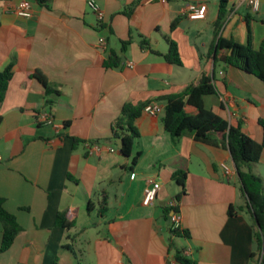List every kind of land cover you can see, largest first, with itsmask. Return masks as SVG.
I'll use <instances>...</instances> for the list:
<instances>
[{
    "label": "crops",
    "instance_id": "0c3cea01",
    "mask_svg": "<svg viewBox=\"0 0 264 264\" xmlns=\"http://www.w3.org/2000/svg\"><path fill=\"white\" fill-rule=\"evenodd\" d=\"M22 1L31 3V19L11 10ZM259 1L254 11L246 0H230L221 36L246 45L250 27L253 46L260 49L264 0ZM90 2L103 11L102 21ZM135 2L0 0V73L13 72L0 102V197L24 229L0 253V264H170L171 222L164 207L182 192L172 180L179 159L187 161L188 176L178 216L190 239L175 238L176 244L197 264H251L254 221L229 150L197 142L191 133L174 138L164 128V114L144 113L136 120L140 137L130 158L113 138L125 105L150 101L165 107L161 98L199 84L221 0H144L128 18L124 12ZM190 4L205 6L204 16L186 13ZM167 37L177 44L181 65L161 56L170 49ZM130 38L122 53L121 42ZM112 54L122 57V65L107 69ZM36 71L59 93L47 96L33 78ZM214 73L216 93L205 97L206 108L233 126L242 121L244 132L261 143L264 82L222 62ZM45 113L51 123L39 121ZM88 144L104 151L89 155ZM255 166L254 171L264 166V152ZM150 181L162 188L145 206ZM68 211L78 216L65 229L57 216ZM2 232L0 223V247Z\"/></svg>",
    "mask_w": 264,
    "mask_h": 264
},
{
    "label": "trees",
    "instance_id": "16d2710c",
    "mask_svg": "<svg viewBox=\"0 0 264 264\" xmlns=\"http://www.w3.org/2000/svg\"><path fill=\"white\" fill-rule=\"evenodd\" d=\"M143 1L136 0L124 14L131 18L135 8ZM229 4L230 0H221L220 2L218 19L214 24L216 39L207 55V62L199 84L187 87L182 93L161 98V100L166 101L163 125L165 130L174 138H180L186 133H191L197 142L230 151L239 178L240 191L247 201V209L254 221L257 249L252 255L251 264H264V183L261 176L253 170V167L261 162L264 152V120H259V125L263 130V141L258 143L244 132L242 121H239L237 126H233L205 106V97L216 93L214 67L219 62L254 75L264 82V40L261 48L255 49L250 27L249 40L246 45L240 44L234 39H226L220 34L230 14ZM177 24V22L173 23L172 30L177 27ZM102 28L104 29V27ZM167 41L170 49L168 53L161 56L168 63L181 65L177 44L168 37ZM131 44L132 38L122 41V53H126ZM149 44L150 42L147 39L141 42L143 48H147ZM221 53L224 54L220 59L219 55ZM121 65L122 57L117 54L110 55L104 62V67L107 69L119 68ZM12 77V69L0 73V102H3L6 96ZM33 78L44 87L47 96L59 93L57 86L50 82L41 71H36ZM50 104L52 102L49 101L48 105ZM150 104L152 102L148 101L138 105H125L122 116L113 128V138L120 141V152L127 158L133 155L135 142L140 137L135 122L144 114L145 108ZM140 156L141 154L136 155L134 163L138 161ZM172 168H174L172 180L182 187V192L174 198L173 206L164 207L166 218H170L173 213L175 215L180 213V200L186 195L187 161L179 159L172 164ZM229 214H233V207L230 208ZM77 216L76 212H61L57 216V225L65 229L72 228L75 225ZM0 223L3 227L0 253H5L12 248L15 240L24 229L19 224L16 216L6 209V199L4 197H0ZM170 234L169 252L172 254L170 264H197L195 260L186 254V248L179 247L175 242V238L190 239V232L171 223Z\"/></svg>",
    "mask_w": 264,
    "mask_h": 264
},
{
    "label": "built area",
    "instance_id": "2783aa9c",
    "mask_svg": "<svg viewBox=\"0 0 264 264\" xmlns=\"http://www.w3.org/2000/svg\"><path fill=\"white\" fill-rule=\"evenodd\" d=\"M125 1V0H120ZM246 3L248 7L253 9L254 11H258L260 8V1L259 0H246ZM89 6L91 9L97 14L99 21H102L104 19V13L99 8V6L95 2H90ZM206 7L196 4H190L187 6L186 13L193 14L197 17H203L206 12ZM15 14H17L20 17L31 19L33 17V9L32 5L29 1H22L20 4H18L16 7L11 9ZM102 44H106L105 38L101 39ZM165 107L160 104H150L147 106L144 110V113L149 114L151 116H159L164 114ZM39 121L44 123H51L53 121V117L50 114H42L39 116ZM64 128V127H62ZM61 127H57L58 130L62 129ZM88 152L89 155H95V154H102L104 151V147L100 144H88ZM110 152H115L113 148H109ZM223 169L227 175H230L231 169L227 167L226 165H223ZM136 174L133 173L131 175V179H135ZM162 185L159 182L156 181H150L149 186L146 187L144 192V198H143V205L150 206L157 200V194L161 190ZM174 203L171 202L170 206H173ZM171 223H174L176 227H180V219L178 215H175L174 213L171 215Z\"/></svg>",
    "mask_w": 264,
    "mask_h": 264
},
{
    "label": "rangeland",
    "instance_id": "374dc122",
    "mask_svg": "<svg viewBox=\"0 0 264 264\" xmlns=\"http://www.w3.org/2000/svg\"><path fill=\"white\" fill-rule=\"evenodd\" d=\"M255 172H257V174L261 176V178L263 179V183H264V166H260V168H255Z\"/></svg>",
    "mask_w": 264,
    "mask_h": 264
},
{
    "label": "water",
    "instance_id": "95a60500",
    "mask_svg": "<svg viewBox=\"0 0 264 264\" xmlns=\"http://www.w3.org/2000/svg\"><path fill=\"white\" fill-rule=\"evenodd\" d=\"M170 222H171V217H170Z\"/></svg>",
    "mask_w": 264,
    "mask_h": 264
}]
</instances>
